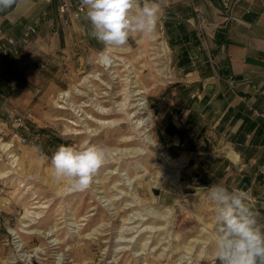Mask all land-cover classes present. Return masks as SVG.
Instances as JSON below:
<instances>
[{
	"label": "rangeland",
	"instance_id": "374dc122",
	"mask_svg": "<svg viewBox=\"0 0 264 264\" xmlns=\"http://www.w3.org/2000/svg\"><path fill=\"white\" fill-rule=\"evenodd\" d=\"M81 14L57 48L48 34L26 48L23 80L0 97V264L213 259L215 205L161 138L162 112L184 102L161 9L152 36L109 50L111 66L97 62L103 45ZM86 144L106 147L107 158L86 189L71 190L54 179L51 156Z\"/></svg>",
	"mask_w": 264,
	"mask_h": 264
},
{
	"label": "crops",
	"instance_id": "0c3cea01",
	"mask_svg": "<svg viewBox=\"0 0 264 264\" xmlns=\"http://www.w3.org/2000/svg\"><path fill=\"white\" fill-rule=\"evenodd\" d=\"M155 1L172 65L184 84L179 91L184 102L162 112L166 121L160 132L168 155L192 165L188 174L202 187L222 184L246 191L258 223L264 224V0ZM59 3L17 0L0 11V48L26 23H38L27 44L0 54V97L23 80L33 56L24 57L26 48L45 41V34L54 48L63 44L67 33L61 29ZM72 3L75 7L80 0ZM197 11L206 25H199ZM228 13L232 18L226 19ZM83 14L81 28L87 30L90 22ZM74 18L70 14V23ZM201 264L220 262L214 257Z\"/></svg>",
	"mask_w": 264,
	"mask_h": 264
},
{
	"label": "clouds",
	"instance_id": "9594fccd",
	"mask_svg": "<svg viewBox=\"0 0 264 264\" xmlns=\"http://www.w3.org/2000/svg\"><path fill=\"white\" fill-rule=\"evenodd\" d=\"M17 0H0V11L12 8ZM84 19L90 22L88 35L103 45L97 62L112 63L109 50L127 45L133 34L152 36L160 10L155 0H80ZM108 150L96 144L81 148L60 145L51 156L52 175L67 181L71 190L86 189L105 163ZM208 196L215 205V258L220 264H264V224L249 203V194L213 184Z\"/></svg>",
	"mask_w": 264,
	"mask_h": 264
},
{
	"label": "built area",
	"instance_id": "2783aa9c",
	"mask_svg": "<svg viewBox=\"0 0 264 264\" xmlns=\"http://www.w3.org/2000/svg\"><path fill=\"white\" fill-rule=\"evenodd\" d=\"M58 12L61 17V29H65L66 26L70 23V14L77 18L81 13L80 4L72 8V1L71 0H60L58 5ZM197 16L199 19V25L204 26L208 22L202 18L200 13L197 11ZM232 18L231 13L226 15V19ZM38 29L37 22H28L24 25L21 33L17 37H9L7 38V44L0 48V54H7L17 47L19 43L27 44L29 37L33 34H36ZM21 117H15L14 120L19 122Z\"/></svg>",
	"mask_w": 264,
	"mask_h": 264
},
{
	"label": "bare ground",
	"instance_id": "6f19581e",
	"mask_svg": "<svg viewBox=\"0 0 264 264\" xmlns=\"http://www.w3.org/2000/svg\"><path fill=\"white\" fill-rule=\"evenodd\" d=\"M164 48H166L165 45H164ZM111 65H114V59L113 58H112V63L110 65H108V66H111ZM133 93L134 94H139V93H141V91H139V90L136 89V90H134ZM145 104H146V99L144 98V96L141 97V100L140 101H138L137 103H135L136 106H138V105L144 106ZM145 122H146V119H141L139 121V123H145Z\"/></svg>",
	"mask_w": 264,
	"mask_h": 264
},
{
	"label": "trees",
	"instance_id": "16d2710c",
	"mask_svg": "<svg viewBox=\"0 0 264 264\" xmlns=\"http://www.w3.org/2000/svg\"><path fill=\"white\" fill-rule=\"evenodd\" d=\"M58 140H60V138H58ZM206 182H210V180H207Z\"/></svg>",
	"mask_w": 264,
	"mask_h": 264
},
{
	"label": "water",
	"instance_id": "95a60500",
	"mask_svg": "<svg viewBox=\"0 0 264 264\" xmlns=\"http://www.w3.org/2000/svg\"><path fill=\"white\" fill-rule=\"evenodd\" d=\"M155 191L157 192V189H155Z\"/></svg>",
	"mask_w": 264,
	"mask_h": 264
}]
</instances>
